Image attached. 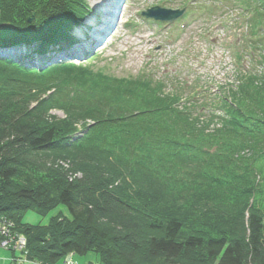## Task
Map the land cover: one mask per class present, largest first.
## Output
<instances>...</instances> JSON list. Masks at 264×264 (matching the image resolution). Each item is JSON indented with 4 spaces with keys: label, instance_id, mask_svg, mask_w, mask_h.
I'll return each instance as SVG.
<instances>
[{
    "label": "trees",
    "instance_id": "obj_1",
    "mask_svg": "<svg viewBox=\"0 0 264 264\" xmlns=\"http://www.w3.org/2000/svg\"><path fill=\"white\" fill-rule=\"evenodd\" d=\"M235 2L256 11L257 62L208 100L67 62L86 55L64 51L85 0H0V230L25 240L10 264H264V0Z\"/></svg>",
    "mask_w": 264,
    "mask_h": 264
},
{
    "label": "rangeland",
    "instance_id": "obj_2",
    "mask_svg": "<svg viewBox=\"0 0 264 264\" xmlns=\"http://www.w3.org/2000/svg\"><path fill=\"white\" fill-rule=\"evenodd\" d=\"M100 1L85 0L86 15L73 30L79 43L64 48L68 53H85L78 60H66L76 65L89 64L87 69L91 72L115 79H135L143 72L156 81H162L168 89L186 84L189 92L192 90L194 95L203 94L209 100L213 99L211 94L216 87L237 84L236 68L250 70L257 62L252 61L257 59L256 54L254 58L248 56L250 50L257 49L249 46L247 24L255 17L256 11L238 7L235 0H113L118 8L110 19L106 20L103 13L93 22L95 13L105 8ZM182 5H186L185 12L169 25L143 20L140 14L154 6L173 11L183 8ZM34 17H31V23H35ZM257 30V39L264 42V29L257 27ZM77 31L84 35L89 31L92 36L79 38ZM233 52L240 58L236 61L239 62L238 66L233 63ZM0 53L6 55L8 52ZM256 71L262 72V66L256 67ZM183 88L186 93L188 90ZM55 114L62 117L59 113ZM61 165L67 167L66 164ZM58 212L67 217L66 210L58 207L45 217L28 213L24 222L46 225L49 218ZM11 241H7L9 247H0V264H10V251L13 243L17 242ZM15 255L20 257L18 253ZM73 262L98 264V258L94 253H88L82 257L73 256Z\"/></svg>",
    "mask_w": 264,
    "mask_h": 264
},
{
    "label": "water",
    "instance_id": "obj_3",
    "mask_svg": "<svg viewBox=\"0 0 264 264\" xmlns=\"http://www.w3.org/2000/svg\"><path fill=\"white\" fill-rule=\"evenodd\" d=\"M184 13V10L182 11H171L166 9H161L160 7H154L149 10H146L145 12L141 13V17L148 20L153 19L155 22H163V23H171L181 17V15ZM32 15L31 17H33ZM31 17L28 18L27 23H31Z\"/></svg>",
    "mask_w": 264,
    "mask_h": 264
},
{
    "label": "built area",
    "instance_id": "obj_4",
    "mask_svg": "<svg viewBox=\"0 0 264 264\" xmlns=\"http://www.w3.org/2000/svg\"><path fill=\"white\" fill-rule=\"evenodd\" d=\"M0 231L2 232V234L4 235V237H6V238H4V239H8V240H0V247H1V248H7V247H9L7 241L12 242V241H11L12 239L7 238V235H5L6 232H8V231H7V228L3 227ZM13 240H16L17 242H14V243H13L11 249L14 250V251H22V250L24 249V246H25V240H24L23 238H21V237H20V238L17 237L16 239H13ZM68 258H69V257H68ZM68 258H67V260L65 261V264H73V263H71V262L69 261Z\"/></svg>",
    "mask_w": 264,
    "mask_h": 264
},
{
    "label": "bare ground",
    "instance_id": "obj_5",
    "mask_svg": "<svg viewBox=\"0 0 264 264\" xmlns=\"http://www.w3.org/2000/svg\"><path fill=\"white\" fill-rule=\"evenodd\" d=\"M107 1H109V0H101V1H100V4L103 5V7L106 6L107 8H108V6H110V5H116V2H113V0L111 1L112 4H110V2H107ZM117 8H118V7H117ZM112 13H113V11H112ZM95 14H96V15L94 16V17H95V20H93V22L96 21L97 19H99V18L101 17V15H100V11L96 12ZM77 32H78V31H77ZM78 35L81 36V37H83L84 33L80 31V32H78Z\"/></svg>",
    "mask_w": 264,
    "mask_h": 264
}]
</instances>
